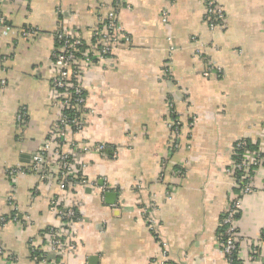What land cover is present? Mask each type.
<instances>
[{
    "label": "crops",
    "instance_id": "crops-1",
    "mask_svg": "<svg viewBox=\"0 0 264 264\" xmlns=\"http://www.w3.org/2000/svg\"><path fill=\"white\" fill-rule=\"evenodd\" d=\"M208 1L225 14L215 30L205 19ZM123 3L114 51L80 68L83 129L70 128L63 147L75 177L105 183L107 197L98 185L62 186L54 154L47 180L37 174L12 179L8 171L28 167L62 118L52 87L56 32L79 36L86 49L98 51L95 32L106 26L115 1L0 2V219H6L0 264H42L43 253L57 264H228L221 235L228 203L239 197L228 172L234 148L246 141L264 153V0ZM28 30L35 34L24 37ZM197 45L220 75L204 76L207 63ZM171 104L182 122L174 153ZM99 145L111 146L116 158L97 152ZM256 179L258 190L241 199L236 224L246 264H264V242L250 260L252 244L264 233V166ZM53 198L80 216L68 229L75 249L65 246L59 254L50 252L45 237L60 225Z\"/></svg>",
    "mask_w": 264,
    "mask_h": 264
},
{
    "label": "built area",
    "instance_id": "built-area-1",
    "mask_svg": "<svg viewBox=\"0 0 264 264\" xmlns=\"http://www.w3.org/2000/svg\"><path fill=\"white\" fill-rule=\"evenodd\" d=\"M6 0H0L5 2ZM115 7L108 17L106 26L102 30L95 32L96 41L99 42L98 51H90L86 49L83 40L79 36H74L63 31L56 32V40L59 44L58 49L53 54V60L58 68V74L52 80V87L58 96V104L62 110V118L58 124L57 132L47 140L40 148L31 155L29 165L23 167L12 168L8 171V176L16 179L22 174H37L42 180L49 178V170L51 163L48 160L49 154H54L58 158L59 182L62 186L81 185L96 186L97 183H91L83 176L75 177L76 168L71 154L63 151L67 131L72 128L75 131L83 129V122L79 112L85 111L86 94L83 86L80 68L83 64H91L94 62H102L108 58L114 51V44L118 42V36L114 32L116 15L124 7V0H114ZM129 8V6H125ZM207 13L205 16L209 28L215 30L223 25L225 14L214 1H208L206 4ZM167 12H164V22L167 21ZM3 23V22H2ZM35 34L34 31H24V37H30ZM197 42V38H193ZM201 45H197L196 53L200 57ZM207 63L204 72L206 78H210L213 74H221L219 68H215L212 64H208V58L202 57ZM172 77V74H170ZM6 81H2L4 86ZM172 107V120L169 124L172 132L171 141L169 143L170 153L179 150L181 146V130L182 122L177 118L174 106ZM26 117L25 112L17 116L19 123H23ZM194 121L190 123V127L194 126ZM235 159L231 164L228 172L233 176L235 186L239 191V197L230 200L222 218V235L221 244L223 252L226 256L228 264H246L239 255V237L237 229V221L242 210L243 197L252 195L258 190L256 183V172L264 166V153L261 150H253L246 141H239L235 145ZM84 151V150H81ZM96 151L104 154L112 152V157L116 158V152L111 146L99 145ZM165 165V164H164ZM182 170H177L176 175H182ZM99 188L103 190L104 195L107 193V185L104 183ZM264 190V182L262 184ZM51 211L59 220L58 227H50L46 233L47 242L50 245L52 254H59L60 250L67 246L68 250L75 249L74 232L68 231L70 226L80 221L78 212L71 207H65L59 198H53L51 201ZM152 221V220H151ZM6 222V219H0V226ZM44 237V236H43ZM261 242H264V233L261 238L252 244L250 260H255L260 251ZM164 256H167L166 244L164 243ZM0 253L1 250H0ZM16 261L15 257H12ZM42 264H57L49 259V255L42 254ZM161 264H169L163 261Z\"/></svg>",
    "mask_w": 264,
    "mask_h": 264
},
{
    "label": "water",
    "instance_id": "water-1",
    "mask_svg": "<svg viewBox=\"0 0 264 264\" xmlns=\"http://www.w3.org/2000/svg\"><path fill=\"white\" fill-rule=\"evenodd\" d=\"M110 195H112V193H110V192H107V193H106V196H107V197H109Z\"/></svg>",
    "mask_w": 264,
    "mask_h": 264
}]
</instances>
